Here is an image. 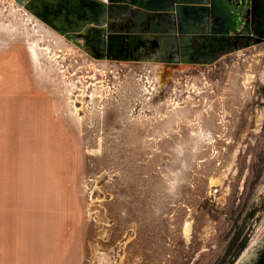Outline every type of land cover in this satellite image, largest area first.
Listing matches in <instances>:
<instances>
[{"label":"rangeland","instance_id":"1","mask_svg":"<svg viewBox=\"0 0 264 264\" xmlns=\"http://www.w3.org/2000/svg\"><path fill=\"white\" fill-rule=\"evenodd\" d=\"M47 28L0 0V40L56 120L54 212L79 250L50 264H241L264 241V42L169 64Z\"/></svg>","mask_w":264,"mask_h":264},{"label":"crops","instance_id":"2","mask_svg":"<svg viewBox=\"0 0 264 264\" xmlns=\"http://www.w3.org/2000/svg\"><path fill=\"white\" fill-rule=\"evenodd\" d=\"M9 49L0 40V264L63 262L79 246L54 212L56 120Z\"/></svg>","mask_w":264,"mask_h":264},{"label":"water","instance_id":"3","mask_svg":"<svg viewBox=\"0 0 264 264\" xmlns=\"http://www.w3.org/2000/svg\"><path fill=\"white\" fill-rule=\"evenodd\" d=\"M52 30L83 46L98 44L107 58L138 60L153 52L156 62L192 64L198 47L214 63L231 32L250 12L255 35L264 41V0H15ZM220 47L216 48L214 45ZM205 57H208L205 60ZM241 264H264V241Z\"/></svg>","mask_w":264,"mask_h":264},{"label":"flooded vegetation","instance_id":"4","mask_svg":"<svg viewBox=\"0 0 264 264\" xmlns=\"http://www.w3.org/2000/svg\"><path fill=\"white\" fill-rule=\"evenodd\" d=\"M251 5H252L251 3L246 1L245 5L242 6L241 12L247 13L249 11L250 14L246 18H244L243 22L240 25L237 24L236 28L232 30L231 36L230 38H228L229 41L223 47V50L216 53L217 59L219 58V56L223 54H228L233 51H236V50L238 51L240 49L248 48L252 45H257V44H261L264 42V41L256 42L258 39H261L262 37L259 35H255L254 33V29L256 28V23L252 20V16H251L252 6ZM79 40L82 43L83 47L88 49L90 53L93 54L94 56L107 58V52H104L98 44L94 43V41L90 42L89 44L88 42L85 41V39L81 37L79 38ZM214 46L216 48L220 47L218 44H215ZM203 50H204L203 46L197 48V51L195 53L196 54L195 62L192 64H195V65L201 64L203 66L208 65L203 62V58H202V55H204ZM138 56H139L138 60L149 59L152 61H154L155 57H158L153 52L149 54L139 53ZM207 58L208 57H205V60H207ZM217 59L215 61H217ZM179 63L181 62L173 61V62H170L169 64H179ZM209 64H213V63H209Z\"/></svg>","mask_w":264,"mask_h":264},{"label":"bare ground","instance_id":"5","mask_svg":"<svg viewBox=\"0 0 264 264\" xmlns=\"http://www.w3.org/2000/svg\"><path fill=\"white\" fill-rule=\"evenodd\" d=\"M42 26H43V25H42ZM43 27H44V26H43ZM45 28H46V27H45ZM45 30H46V29H45ZM46 32H47V34H48V33H52V34H54V33L52 32V30H51V29H48V28H47Z\"/></svg>","mask_w":264,"mask_h":264}]
</instances>
